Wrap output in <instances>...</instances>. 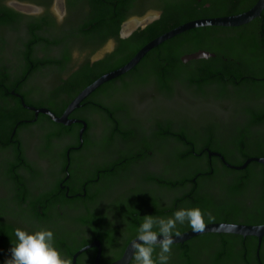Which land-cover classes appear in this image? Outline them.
<instances>
[{
    "label": "trees",
    "instance_id": "16d2710c",
    "mask_svg": "<svg viewBox=\"0 0 264 264\" xmlns=\"http://www.w3.org/2000/svg\"><path fill=\"white\" fill-rule=\"evenodd\" d=\"M82 1L85 0H70ZM88 1L96 7L97 18L111 17L116 3L135 4V0ZM256 1L150 0L147 2L150 6L163 11L161 17L136 31L128 41H122L117 55L119 62L114 68L124 65L149 41L178 25L197 18L240 13ZM3 11L9 17H0V60L11 50L16 66L29 68L38 58L32 53L35 42L24 40L23 35L36 33L37 26L30 23L25 31L21 24L12 21L19 17L15 10L0 7V14ZM199 50L214 52L216 56L182 60V56ZM145 61L146 66L150 62L152 69L143 77L140 75L139 83L153 81V87L143 96L161 93L169 97L184 91L198 97L212 95L225 102L223 109L231 112L230 120L214 118L196 124L188 118L161 116L162 120L155 119L148 138L143 137L147 133L137 134L120 125L124 137L138 135L136 142L123 148H119V143L113 144L116 133L103 131L93 148L102 153L115 146L118 151L115 149L113 153L138 155L139 163L134 166V178L138 181L129 183L133 167L127 164L115 170L117 175L106 173L98 178V170L106 167L100 162L77 173L75 179L79 181L70 185L71 193L82 192L86 187L87 195L73 202L64 196H54L58 185L52 180L45 186L29 183V176L23 171L33 166L19 145L17 134L23 126L31 125L24 119L33 117V113L19 103L0 100V264L10 258L9 250L16 242L15 229L28 227L52 230L55 247L65 251L67 258L72 259L82 245L99 239L104 254L107 249L112 255L110 259H116L136 237L143 218L139 212L144 206L153 207L156 217L166 218L181 208L198 207L205 213V223H264V164L252 161L245 169H232L203 151L205 147L219 151L236 165L252 156H264V9L260 17L238 27L203 26L184 31L150 50L141 65ZM134 70L128 74H135ZM7 76L12 85L20 82L18 72ZM3 77L0 70V81ZM128 90L129 86H125L119 92L127 94ZM165 126L169 133L163 132ZM52 131L53 128L39 135L42 147L53 146ZM84 139V145L88 146L87 134ZM70 141L79 142L77 127ZM113 177L123 179L113 180ZM33 187L38 191L34 192ZM105 211L111 215L107 212L106 216ZM102 226L108 228L101 231ZM177 229L182 233L191 227L186 222L178 224ZM257 249L255 236L204 233L173 244L169 264H260ZM95 256L96 253L90 264ZM260 258L264 264V237Z\"/></svg>",
    "mask_w": 264,
    "mask_h": 264
},
{
    "label": "flooded vegetation",
    "instance_id": "af4514ba",
    "mask_svg": "<svg viewBox=\"0 0 264 264\" xmlns=\"http://www.w3.org/2000/svg\"><path fill=\"white\" fill-rule=\"evenodd\" d=\"M10 1L0 0V7L13 9L19 14L17 19L12 20L13 23L21 24L25 31L28 30L30 23L37 26L36 33L25 34L23 37L24 40L31 39L35 42L32 53L38 60L32 62L29 68L16 66V60L13 58L11 50H8L0 60V70L4 75L2 81H0V100L3 102L9 101L13 104L19 103L33 113V117L24 119V122L31 125L23 126L17 134L18 143L23 147L25 156L33 166L28 171L26 169L23 171L28 174L29 183L32 186H35L36 183L45 186L48 181L52 180V183L58 185V192L54 196H64L74 202L75 199L87 195L86 187L83 188L82 192L71 193L70 185L79 181L75 179L77 173L101 162L106 167L98 170V178L99 176L100 178L105 176L106 173H110L112 176L117 175L118 172L115 173V170L120 167L123 168L127 164L128 167H133V171L130 173L133 178L128 179L129 183L132 184V181L136 180L134 178V166L139 163L138 155L133 154L131 157L120 155L117 153L118 150L115 146L114 149L110 148L109 152L102 151L100 153L93 148L92 144L97 136L105 130L109 131L111 135L116 133L117 138H113V144H121L119 148H123V145L128 147L132 142H136V138L138 139L137 134L140 132L147 133L143 137L148 138L152 130L151 127L150 130L148 127L146 129L142 126L143 123L135 114V110L131 108L130 102L125 101L119 92L125 86L141 85L139 83L141 77L146 72H151L150 62L147 66V61L141 65L144 57L139 61L140 64L138 63L140 66H137V64V67L132 68L135 69V74H128L131 69L125 74L105 82L101 85H104L103 89L100 90L101 86L98 87L81 102L78 108L69 114L71 120L79 119L87 122L82 143L80 137L78 143L70 141V136L75 127L78 128L80 134L83 127L81 122L64 125L52 120L48 114L40 112L36 115L31 107H45L57 116H61L84 88L101 75L121 67L114 68V65L119 62L117 55L122 41H128L136 31L156 21L154 20L145 27H135L136 22L130 19L135 16H143L150 10H162L150 6L148 4L150 0H135L134 6L116 3L111 17L97 18L95 16L96 7L88 0L79 3L63 0L65 3L64 9L60 4H57V0H20L29 5L21 10L14 8ZM32 5L40 8L41 11H34L31 8ZM0 17L7 19L9 16L3 11ZM15 72H18L21 78L19 83L12 85L7 74L11 75ZM96 75L98 76L95 77ZM151 83L153 84V81ZM79 89L80 91L76 92ZM144 94L140 95V99L146 97L143 96ZM140 99L136 100L140 101ZM23 103L27 106H24ZM162 118L161 115H156L152 120L153 123H149L153 125L155 119L162 120ZM18 125L14 128L12 136L16 133ZM120 125L131 129V132L136 131L137 134L124 137L121 134L124 131H122ZM51 128H53V146L42 147L39 143V135L50 132ZM163 132L169 133L166 126ZM84 134H87L88 146L84 145ZM115 149L117 151L113 153ZM209 149L205 147L203 151L208 153ZM218 158L221 160L220 157ZM109 159L112 161H108ZM222 163L225 164L223 161ZM120 179L122 180L123 177H113V180ZM33 190L34 192L38 191L35 187H33ZM142 209L139 212L142 217L146 215L155 216L153 207L144 206ZM107 212L111 215L110 211ZM107 212L106 216H108ZM137 221L139 222V220ZM104 227L105 229L108 228L102 226L101 231L104 230ZM26 231L33 233L38 229L28 227ZM101 246L100 264L101 261H107L105 264H109L122 256L110 259L112 255L109 254V250L105 249L104 254L102 242ZM56 248L58 249L57 246ZM97 250L96 247H92L82 252L77 257L76 264H90L91 257L94 253H97ZM59 251L62 256L67 258L65 251Z\"/></svg>",
    "mask_w": 264,
    "mask_h": 264
},
{
    "label": "water",
    "instance_id": "95a60500",
    "mask_svg": "<svg viewBox=\"0 0 264 264\" xmlns=\"http://www.w3.org/2000/svg\"><path fill=\"white\" fill-rule=\"evenodd\" d=\"M10 4L16 8L21 10L24 9L27 5L26 3L20 1V0H11ZM57 4H60L61 7L64 9V1L63 0H57ZM31 8L34 11H41L40 8L36 6H31ZM264 9V0H257L256 3L249 8L248 10H245L240 13L231 14V15H224V16H216V17H204V18H197L190 20L188 22H185L181 25H178L177 27L157 36L156 38L149 41L147 44H145L125 65L121 66L118 69L112 70L110 72H107L103 75H101L98 79H96L94 82H92L90 85H88L86 88H84L77 97L68 105L65 112L61 116H57L55 113H53L50 109L42 107V108H36L31 107L36 115L40 112L50 115L51 119L55 122L62 123L64 125H69L72 122H81L83 124V127L80 130V141L83 142V133L87 127V122L85 120H79V119H73L71 120L69 118V114L76 108H78L81 105V102L90 95L94 90H96L98 87H100L102 84H104L107 81H110L118 76H121L122 74H125L129 70H131L134 66H136L139 61L153 48L157 47L161 43L165 42L166 40L193 28L197 27H203V26H225V27H234V26H240L247 23H250L254 19L261 16L262 11ZM162 11L160 10H150L143 16H135L131 18L130 20H134L136 22L135 27L142 26L145 27L146 25L150 24L154 20H157L161 17ZM216 54L214 52H210L207 50H199L190 54H187L182 57V60L184 62H187L189 60L193 59H201V58H210L215 57ZM24 106H27L25 103H23ZM209 156H218L221 158V160L225 163L226 166L232 169H245L249 163L252 161H256L259 163L264 164V156H252L249 157L243 164L236 165L228 162L225 158V156L218 152V151H212L208 150ZM204 233H230V234H237L241 235L243 237L247 236H255L258 238V249H257V257L260 264H262L261 258H260V247L262 243V239L264 237V223L262 224H248V223H234V222H210L206 223V227L201 232L193 231L192 229H189L185 232L180 233V236L174 237V244L176 243H184L187 240H190L196 236H199ZM136 239L133 238L126 246L122 256L115 261L109 263V264H130L132 261V243ZM162 239V237H161ZM96 247L97 253L94 259V264H100L101 254H102V246L100 240H93L89 244L85 245L81 249L77 250L73 254V264H76L77 257L84 251L88 250L89 248Z\"/></svg>",
    "mask_w": 264,
    "mask_h": 264
},
{
    "label": "clouds",
    "instance_id": "9594fccd",
    "mask_svg": "<svg viewBox=\"0 0 264 264\" xmlns=\"http://www.w3.org/2000/svg\"><path fill=\"white\" fill-rule=\"evenodd\" d=\"M208 219H213L210 213ZM186 222L193 231L201 232L206 227L205 213L196 207L181 208L166 218L144 216L131 246L133 264H169L173 254V238L180 236L177 225ZM14 235L16 242L10 248L11 255L5 264H73L71 258L62 256L55 247L52 230L40 229L29 233L16 228Z\"/></svg>",
    "mask_w": 264,
    "mask_h": 264
},
{
    "label": "rangeland",
    "instance_id": "374dc122",
    "mask_svg": "<svg viewBox=\"0 0 264 264\" xmlns=\"http://www.w3.org/2000/svg\"><path fill=\"white\" fill-rule=\"evenodd\" d=\"M152 87L150 81L144 85H133L129 87L127 94L121 95L125 101L130 102L131 108L135 110V114L146 129L147 127L150 129L152 124L149 122H152L156 115L174 116L179 119L188 118L196 124L206 123L214 118L223 122L229 121L231 118V112L223 109L225 102L216 100L212 95L198 97L184 91L183 94H174L169 97L156 93L153 97L140 99V95L150 92ZM136 99H140V101ZM134 181L132 182L134 183Z\"/></svg>",
    "mask_w": 264,
    "mask_h": 264
}]
</instances>
